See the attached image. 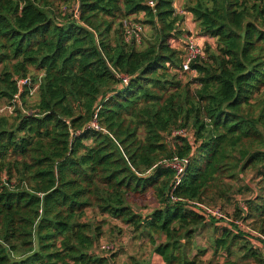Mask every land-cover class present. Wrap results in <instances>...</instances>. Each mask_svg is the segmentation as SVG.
<instances>
[{"label":"trees","instance_id":"16d2710c","mask_svg":"<svg viewBox=\"0 0 264 264\" xmlns=\"http://www.w3.org/2000/svg\"><path fill=\"white\" fill-rule=\"evenodd\" d=\"M0 102V264H264V0H0Z\"/></svg>","mask_w":264,"mask_h":264},{"label":"rangeland","instance_id":"374dc122","mask_svg":"<svg viewBox=\"0 0 264 264\" xmlns=\"http://www.w3.org/2000/svg\"><path fill=\"white\" fill-rule=\"evenodd\" d=\"M180 1H177L176 3L178 4ZM186 26L187 28H189L190 33H193V35L196 37V39L198 40V42L200 43V45L202 46L203 44H205V40L201 39L199 37V35H197V31H196V24L193 20H189L186 22ZM194 28V29H193ZM149 32V28L148 27H144V34ZM212 41V40H211ZM196 73H190L187 76H183L184 80H188L193 78V76H195ZM12 110V108L7 104V103H2L0 102V112L3 113H10ZM253 176V173H249L246 178H251ZM145 204H147V206H145V210L143 211L144 213L148 212V210L152 209L155 206V201L153 199H149L147 202L144 201ZM141 205H144L143 203H141ZM228 211H231L230 209H232V203L226 206ZM120 225L123 226V228H127L124 224L120 223ZM121 226V227H122ZM246 227V224H244L243 222L240 223V228L243 229ZM217 228V229H216ZM248 227L247 232H249L251 230V228ZM106 230V235L104 236L103 240L101 241V244H113L115 246V252H118L117 259L118 262L124 261L125 259L127 260V258L131 255V254H136L137 256L144 258L145 260H148L150 258V262H152L151 264H156L157 259L152 258L154 253L152 254L151 252V246L149 244H147L146 242L143 243H139L142 239L137 237V234L135 232H131V230L129 228L125 229L123 234H119L117 231H113L111 226H107L105 228ZM221 235V229L219 226H215V225H211L209 228H206L202 231H200V233L195 236V244H196V248H194L193 250V254L196 253L197 248H207V253L204 256L205 259H209L212 255H213V239L215 237H218ZM260 239L263 240V244H264V236L260 235L259 236ZM109 256V255H108ZM224 258L220 257V260L222 261Z\"/></svg>","mask_w":264,"mask_h":264},{"label":"built area","instance_id":"2783aa9c","mask_svg":"<svg viewBox=\"0 0 264 264\" xmlns=\"http://www.w3.org/2000/svg\"><path fill=\"white\" fill-rule=\"evenodd\" d=\"M151 5H154V1H150L149 2ZM143 31V28L136 24L134 26H132V28H130L128 31H127V39L130 40V39H135L136 41L140 42V39H141V32ZM201 53V45L200 43L198 42L197 39L195 38H189L188 40V46H187V55H186V60L184 62V65H183V69L184 70H189L190 69V63L193 59L196 58V56L198 54ZM123 79V82L126 84L128 82V77H122ZM181 133H185L184 131H182ZM187 161H184L183 163L182 162H174V164H172L173 167H175V169L177 170L178 172V183L180 181V177L182 176L183 172H184V169H185V163ZM198 204V203H197ZM200 207H203V209L205 210V212L210 215V216H215L216 218L222 220V219H225L227 221H232L230 218H228L227 216L224 215L223 211L221 210L220 207H209V206H204L202 204H198ZM233 223H235L237 226L240 227V223L243 222L242 220H238V221H232ZM244 223V222H243ZM245 224V223H244ZM246 228V227H245ZM244 229V228H243ZM250 229V228H249ZM252 231V229L250 230ZM101 249H105V250H114L115 249V246L114 245H105V244H102L101 245Z\"/></svg>","mask_w":264,"mask_h":264},{"label":"crops","instance_id":"0c3cea01","mask_svg":"<svg viewBox=\"0 0 264 264\" xmlns=\"http://www.w3.org/2000/svg\"><path fill=\"white\" fill-rule=\"evenodd\" d=\"M177 1H180L178 4L176 3V5H177V9L179 10V9L181 8V5H182V3H183V0H176V2H177ZM186 19H187V21H189V20H192L193 17H192L191 15L187 14ZM187 21H186V22H187ZM186 24H187V23H186ZM193 29H194V28H193ZM152 258L154 259V261H155V258L157 259V262L155 261L156 264H165L163 258H162L160 255H158L157 253H154V255H153ZM151 263H152V262H151Z\"/></svg>","mask_w":264,"mask_h":264},{"label":"water","instance_id":"95a60500","mask_svg":"<svg viewBox=\"0 0 264 264\" xmlns=\"http://www.w3.org/2000/svg\"><path fill=\"white\" fill-rule=\"evenodd\" d=\"M108 258H109L110 264H114V263H113V260H112L111 257H110V255L108 256Z\"/></svg>","mask_w":264,"mask_h":264}]
</instances>
